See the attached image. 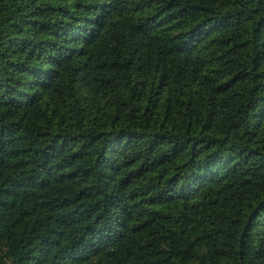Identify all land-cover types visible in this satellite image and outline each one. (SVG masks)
I'll use <instances>...</instances> for the list:
<instances>
[{
	"label": "trees",
	"instance_id": "obj_1",
	"mask_svg": "<svg viewBox=\"0 0 264 264\" xmlns=\"http://www.w3.org/2000/svg\"><path fill=\"white\" fill-rule=\"evenodd\" d=\"M0 264H264V0H0Z\"/></svg>",
	"mask_w": 264,
	"mask_h": 264
}]
</instances>
